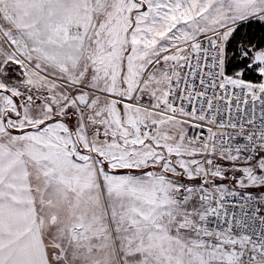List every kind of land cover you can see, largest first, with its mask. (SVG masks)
Instances as JSON below:
<instances>
[{"label":"snow or ice","instance_id":"obj_1","mask_svg":"<svg viewBox=\"0 0 264 264\" xmlns=\"http://www.w3.org/2000/svg\"><path fill=\"white\" fill-rule=\"evenodd\" d=\"M0 264H264V0H0Z\"/></svg>","mask_w":264,"mask_h":264}]
</instances>
